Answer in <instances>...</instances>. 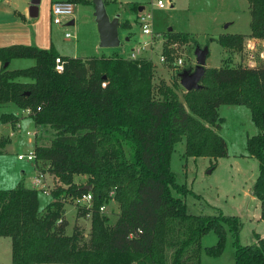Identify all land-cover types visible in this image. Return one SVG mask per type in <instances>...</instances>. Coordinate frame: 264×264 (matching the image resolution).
Masks as SVG:
<instances>
[{"label": "trees", "instance_id": "16d2710c", "mask_svg": "<svg viewBox=\"0 0 264 264\" xmlns=\"http://www.w3.org/2000/svg\"><path fill=\"white\" fill-rule=\"evenodd\" d=\"M246 3L249 33L209 40L227 55L241 54L248 40L264 44V0ZM165 36L168 42L194 43L186 33L166 31ZM163 53L168 55L166 48ZM55 58L63 61L61 73L54 71ZM13 59L34 65L11 71ZM0 63L6 64L0 69V106L30 110L34 167L60 183L43 210L39 193L21 182L0 190V237L10 239L11 264H200V240L210 231L216 242L203 248L208 256L220 255L228 231L233 264H264V239L254 234L252 244L240 245L237 217L187 212L184 199L190 191L176 183L169 168L182 138L185 157L225 158L226 144L216 133L222 123L218 108L246 107L258 130L245 140L246 156L258 163L251 195L264 221V60L249 66L223 58L218 68L204 69L198 89L187 92L178 84V72L168 82L155 81L150 60L117 53L70 58L52 47L11 45L0 48ZM15 119L0 114L1 124ZM3 146L0 140V150ZM75 175L86 176V183L75 185ZM87 186L89 191L80 190ZM82 193L92 198L88 232L83 236L73 228L67 234L60 200ZM109 199L118 210L111 225L98 211Z\"/></svg>", "mask_w": 264, "mask_h": 264}, {"label": "rangeland", "instance_id": "374dc122", "mask_svg": "<svg viewBox=\"0 0 264 264\" xmlns=\"http://www.w3.org/2000/svg\"><path fill=\"white\" fill-rule=\"evenodd\" d=\"M29 1H19L18 11L22 13L23 6L28 7ZM57 1L59 0H40L37 16L27 17L26 22L20 21L37 23L36 28L41 32L43 40L50 41L51 46L65 57L96 58L117 53L120 57L128 59L131 50L134 53L139 50L135 53L136 57L150 59L154 64L155 81L161 78L168 82L176 72L179 73L188 67V60L194 59L195 46H207L206 68H218L221 60L223 58L227 60L229 57L233 61L248 65L255 56L260 58L259 55L262 52V47L255 46L248 40L241 54L227 55L216 42L209 41L221 34L245 36L249 33V12L246 0H160L164 4L162 9L155 6L156 0H104L107 16L111 19L118 15L120 22L128 25V28L118 27L119 46L116 48L98 46L93 7L89 2L80 3L71 0L72 17H63L59 25H54L49 9L51 3ZM13 2L14 0L10 5ZM135 5L141 7V10L133 13L130 10ZM147 12L150 33L145 35L142 33V25L138 17ZM70 20H73L72 25H68ZM168 29H171L170 32L173 33L188 34L194 43L168 42L165 36ZM65 33L69 34L68 38L64 37ZM127 36L128 41H126ZM164 48L168 51V55L163 53ZM160 55L167 57L165 63H159ZM171 55L175 59H182V68L173 66ZM32 65L33 61L30 59H13L9 63L8 70L25 69ZM19 112V109L13 105L0 108V114H19ZM218 116L222 119V123L219 129H216V133L226 144L227 157L216 160L185 157L182 138L173 147L169 158V168L174 174L176 183L185 185L190 191L184 199L189 214L213 216L220 213L237 217L241 223L237 235L238 243L250 245L254 242V234L264 235V221L255 218L259 215L258 201L248 194L257 176L258 163L254 158L244 159L239 154L245 153V135L249 133L253 136L258 133V130L251 122L249 111L244 106H220ZM31 123L28 120L20 124V130L9 145L6 154L0 156V180L12 182V175L15 173L16 177H19L22 171L21 176L24 178L25 185L30 188L31 184L28 182L35 175L31 164L24 160L17 161L14 153L24 154L32 150V140L24 134L25 131L33 132ZM6 127H2L0 123L1 139H8ZM45 179L51 191L47 196L38 194L40 210L51 204V192L60 185L56 178L47 173H45ZM72 180L75 185H82L86 183L87 177L75 175ZM19 182L17 178L12 185L8 184L7 188L11 189ZM62 207L63 217L67 221L65 232L70 234L72 229L76 228L85 236L89 229L90 217L83 216L82 208L70 200L62 201ZM102 207L103 211L99 213L108 217V225L113 224L118 214L115 202L109 199L102 204ZM232 241V236L226 231L220 255L210 257L203 248L214 245L216 236L212 231L205 234L200 240L202 248L200 264H233ZM0 264H11L10 239L7 237H0Z\"/></svg>", "mask_w": 264, "mask_h": 264}, {"label": "crops", "instance_id": "0c3cea01", "mask_svg": "<svg viewBox=\"0 0 264 264\" xmlns=\"http://www.w3.org/2000/svg\"><path fill=\"white\" fill-rule=\"evenodd\" d=\"M19 1L27 2L28 0H14L13 4H11V5H10V3H12V0H0V48L1 47L11 46V45H25V44H27V45L31 44L32 46H36V47L41 48V49H48V48L52 47L51 44H50V41L47 42L46 40H43L41 32L39 31L38 28H36L37 27V23H35V22H33V23H29V22L22 23V21L26 22L27 17H29L28 16V8H29V6L28 7L27 6H23V8L21 10L22 13H21V12L18 11V9H19L18 2ZM59 1H63V0H59ZM39 3L40 2H38V5H39ZM140 9H141V7H140ZM37 13H38V6H37V11H36V16H37ZM30 18H34V17H30ZM20 20H22V21H20ZM120 21L121 20L118 18V27H120L119 25L121 23H123V22H120ZM70 22H72V24H73V20H70L69 23ZM69 23H68V25H70ZM26 26L27 27L30 26L31 29L29 27L27 28ZM117 36H118V33H117ZM128 40H129V38L127 36L126 41H128ZM250 41H251L252 44L254 43L255 46L262 47V50H261L262 52L260 53V55L258 54L260 56V58L258 56H256L255 59L251 63L248 64L249 66H254V65H256L257 62L264 60V51H263L264 44H263V42L252 41V40H250ZM55 52L58 55L63 56V55L59 54L56 50H55ZM143 59H146V58H143ZM147 60H150V59H147ZM33 65H34V61H33ZM8 66H9V64H8ZM2 67L3 66L0 63V69H2ZM7 69H8V67H7ZM15 70H19V69H15ZM7 106H9V104L0 106V108H4V107H7ZM19 111H20L19 114H12V115H14L16 117V119H15V121L13 123L1 124L2 127L7 126L6 128H7V132H8L7 133V138L8 139H5V138L1 139V137H0V140L3 141V143H4L3 148L0 150L2 152L0 154V156L2 154H6L9 145L14 141L13 139L15 138V136L18 134V131L20 130V124L21 123H26V122H28V120H30L32 122L31 124H32V126L34 128L33 132H29V131H25L24 132L25 136L29 140H31V133H34V132L36 133V128H35V126L33 124L31 116L27 115L24 112V110H20L19 109ZM3 114H7V113H3ZM8 114H11V113H8ZM248 136H250L249 133L245 135L244 140ZM18 154H19L18 152H15L14 153L15 157ZM239 156L241 158H244V159H252L251 157L246 156V152L239 154ZM30 164H31V167H32L34 173H36V169L34 167V164L33 163H30ZM22 174H23V172L21 171L19 177H16V174L14 173L12 175V177H13V181L12 182H7L6 180H0V190L10 189V188H7V187H9L7 185L8 184L12 185L14 183V181H16L17 178H19V181L23 184V186H25L26 188H30V187L25 185L24 178L21 176ZM30 181L31 180H29L28 183H30ZM251 187H252V185H251ZM251 187H250V189L248 191L249 195L251 194ZM251 198L254 199V197L252 195H251ZM258 204H259V202H258ZM255 218L257 220H259V215L257 217H255ZM257 235L260 238L264 239V235L263 234H257Z\"/></svg>", "mask_w": 264, "mask_h": 264}, {"label": "built area", "instance_id": "2783aa9c", "mask_svg": "<svg viewBox=\"0 0 264 264\" xmlns=\"http://www.w3.org/2000/svg\"><path fill=\"white\" fill-rule=\"evenodd\" d=\"M155 6L158 9L164 8V4L160 0H156ZM49 11H50V15L52 17V23L54 25H59L61 23V18H63V17H72V3H70V2H68L66 0L53 2L50 5ZM148 17H149L148 12L144 13V14H140L139 17H138V21L142 25L141 26L142 33L145 34V35H148L150 33V30H149V25L150 24L147 21ZM64 37L68 38L69 34L65 33ZM138 51L139 50H136V52H138ZM135 53L133 51H131L130 54L128 55L129 56L128 59H131V60L138 59V57H136ZM171 57L173 58L172 59L173 60L172 64H173L174 67H179V68L183 67L182 59H180V58L175 59L173 57V55H171ZM158 61H159V63H165L167 61V57L165 55H162V56L160 55L159 58H158ZM194 65H195L194 59H189L188 60V67H185V69L193 70ZM62 68H63V61L60 58H55L54 59V71L56 73H61L62 72ZM24 112L27 115L31 116V112H30L29 109H24ZM34 136H35V132L31 133L32 143L34 141ZM16 159L18 161H23L24 160L26 162H30V163L34 164L35 156H34L33 148H32V150H30V151H28V152H26L24 154L16 155ZM30 184H31V188L32 189L36 190L38 193H41L43 196H47V195L50 194V191H51L50 189L51 188L49 187L48 183L46 182L45 173L36 170L35 176L31 179ZM65 200H70L75 205L81 207L82 211H83V216L90 217L91 206H92V201H91L92 198H91L90 193H82L79 196L70 197V198H67ZM65 200H61V201H65ZM98 211L102 212L103 211V207L100 206L98 208Z\"/></svg>", "mask_w": 264, "mask_h": 264}, {"label": "water", "instance_id": "95a60500", "mask_svg": "<svg viewBox=\"0 0 264 264\" xmlns=\"http://www.w3.org/2000/svg\"><path fill=\"white\" fill-rule=\"evenodd\" d=\"M93 7V18L98 35V46L100 48H116L119 46V39L117 36L118 15L109 18L105 12L102 0H90ZM39 0H30L28 8V16L35 17ZM140 7L138 11H140ZM70 25L72 22L69 23ZM168 32L171 29L167 30ZM208 55L207 46H195L193 56L195 65L193 70L184 69L177 74L178 84L184 91L195 90L199 88V80L203 76L205 69V60ZM6 64L3 66L5 67ZM264 135V131H263ZM81 191H89L90 186L81 187Z\"/></svg>", "mask_w": 264, "mask_h": 264}]
</instances>
